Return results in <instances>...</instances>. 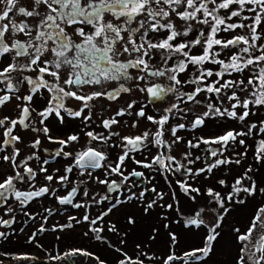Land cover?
<instances>
[{
  "label": "flooded vegetation",
  "instance_id": "flooded-vegetation-1",
  "mask_svg": "<svg viewBox=\"0 0 264 264\" xmlns=\"http://www.w3.org/2000/svg\"><path fill=\"white\" fill-rule=\"evenodd\" d=\"M81 1L0 0V264H78L95 241L110 245L103 230L112 211L136 222L129 208L165 200L156 180L180 170L170 151L177 140L185 164L192 145H202L204 162L221 150L203 126L217 72L195 69L203 64L185 50L167 57L169 82L166 68H155L168 50L159 32L144 50L142 24L107 27ZM193 105L201 107L192 115ZM199 128L193 142L186 133ZM152 143L153 177L141 166Z\"/></svg>",
  "mask_w": 264,
  "mask_h": 264
},
{
  "label": "rangeland",
  "instance_id": "rangeland-1",
  "mask_svg": "<svg viewBox=\"0 0 264 264\" xmlns=\"http://www.w3.org/2000/svg\"><path fill=\"white\" fill-rule=\"evenodd\" d=\"M88 1L81 2L87 5ZM90 1L99 13L96 19L104 25L109 20L124 26L142 24L139 32L142 30L144 50L155 33H160L161 41L155 42L168 50L159 51L163 59L155 68L168 72L167 57H179L187 50L192 62L203 64L195 69L206 65L213 70L209 73L217 72L218 81H211L206 89L218 87L219 91L208 92L212 100L203 110V126L206 124L207 136H212L209 144L220 145L221 150L204 162L202 156L196 159L202 145H192L194 161L185 164L187 150L177 140L181 145L170 151L180 170H174L176 177L160 174L156 180L165 200L129 208L127 213H132L137 223L112 211L108 217L111 223L103 230L110 245L95 241L86 257L77 254L78 264H100L104 258L113 264H264V74L260 69L264 63V0ZM154 23L157 28L152 29ZM127 35L125 32L121 38L129 39ZM170 37L180 42L168 44ZM135 45L140 47L137 42ZM169 87L165 85L166 97ZM200 107L193 105L192 115ZM154 131L155 125L149 133L151 141ZM199 132L200 128L181 134H191L194 142ZM149 146L141 155L147 164L141 166L153 177L155 170L148 169L146 160H151L154 144ZM163 153L168 154L167 150ZM186 165L190 172H184ZM183 176L186 184L179 183ZM114 246H125L127 251Z\"/></svg>",
  "mask_w": 264,
  "mask_h": 264
},
{
  "label": "water",
  "instance_id": "water-1",
  "mask_svg": "<svg viewBox=\"0 0 264 264\" xmlns=\"http://www.w3.org/2000/svg\"><path fill=\"white\" fill-rule=\"evenodd\" d=\"M261 69L264 72V64L261 66ZM263 101H264V99H263ZM28 264H53V263L46 261V260H34Z\"/></svg>",
  "mask_w": 264,
  "mask_h": 264
},
{
  "label": "trees",
  "instance_id": "trees-1",
  "mask_svg": "<svg viewBox=\"0 0 264 264\" xmlns=\"http://www.w3.org/2000/svg\"><path fill=\"white\" fill-rule=\"evenodd\" d=\"M260 205V204H259Z\"/></svg>",
  "mask_w": 264,
  "mask_h": 264
}]
</instances>
